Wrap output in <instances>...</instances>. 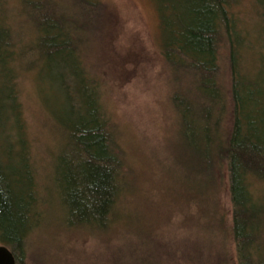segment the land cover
<instances>
[{"label":"trees","instance_id":"trees-1","mask_svg":"<svg viewBox=\"0 0 264 264\" xmlns=\"http://www.w3.org/2000/svg\"><path fill=\"white\" fill-rule=\"evenodd\" d=\"M153 1L163 58L174 79L185 85L184 96L196 106L190 115L198 118H182V142L189 144L192 138L196 150L212 164L227 162L230 230L238 264H264V0H254L260 15L255 38L253 31L239 25L234 0ZM99 2L20 0L33 31L22 45L14 38L17 29L2 12L6 2L0 0V244L12 250L18 264H25L27 240L43 216V193L23 128L16 62L36 70L42 99L49 101L54 95L56 112L51 104L48 107L62 140L54 155L49 188L64 225L109 229L126 193L122 158L99 85L85 61L99 24ZM36 43L37 63L30 65ZM224 46L227 54L222 56ZM248 51L255 53L252 64ZM223 57L228 58L232 79L229 132L221 128L227 106L219 80ZM56 91L68 101L67 108L56 101ZM174 99L181 116L183 96L177 93ZM209 116L216 118L214 127Z\"/></svg>","mask_w":264,"mask_h":264},{"label":"rangeland","instance_id":"rangeland-1","mask_svg":"<svg viewBox=\"0 0 264 264\" xmlns=\"http://www.w3.org/2000/svg\"><path fill=\"white\" fill-rule=\"evenodd\" d=\"M99 1V24L93 30L85 61L88 73L99 85L108 125L122 158L126 193L109 229L91 231L64 225L60 206L49 188L54 155L62 140L51 118L52 110H57L54 95L49 101L43 97V104L36 70L15 61L23 128L43 193V216L27 240L24 263L238 264L230 230L228 165L226 161L210 163L206 154L196 150L192 138L189 144L182 142V118H198L190 115L196 106L184 96L188 92L185 85L174 79L163 58L154 1ZM5 2L2 12L17 29L13 31L16 42L24 45L33 33L28 17L21 11L20 0ZM254 2L234 0L239 25L253 31L252 37L260 24ZM34 48L30 65L37 63V43ZM222 53L227 54L226 46ZM254 56L248 51V63H253ZM227 59L222 58L219 80L227 105L221 128L229 132L233 103ZM177 93L183 96L181 116L174 103ZM55 94L56 101L67 108L68 101L57 91ZM209 118L210 127H214L216 118Z\"/></svg>","mask_w":264,"mask_h":264},{"label":"water","instance_id":"water-1","mask_svg":"<svg viewBox=\"0 0 264 264\" xmlns=\"http://www.w3.org/2000/svg\"><path fill=\"white\" fill-rule=\"evenodd\" d=\"M0 264H18L12 250L4 244H0Z\"/></svg>","mask_w":264,"mask_h":264}]
</instances>
